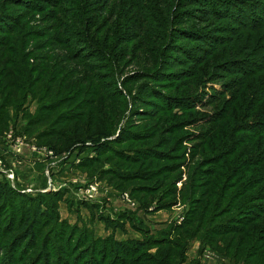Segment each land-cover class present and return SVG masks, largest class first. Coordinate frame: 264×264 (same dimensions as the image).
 <instances>
[{
  "label": "rangeland",
  "instance_id": "1",
  "mask_svg": "<svg viewBox=\"0 0 264 264\" xmlns=\"http://www.w3.org/2000/svg\"><path fill=\"white\" fill-rule=\"evenodd\" d=\"M0 182V264H264V0H0Z\"/></svg>",
  "mask_w": 264,
  "mask_h": 264
},
{
  "label": "trees",
  "instance_id": "2",
  "mask_svg": "<svg viewBox=\"0 0 264 264\" xmlns=\"http://www.w3.org/2000/svg\"><path fill=\"white\" fill-rule=\"evenodd\" d=\"M166 144L170 145L171 141ZM14 198L16 201L17 197L15 195V191L9 185L0 182V205L6 204V206H10L12 205ZM46 216L51 217L49 213L46 214V212L40 210L39 207H24L20 218L21 229L18 232L16 240L13 243V251L19 247L22 240H30L31 244H35V240H37L36 232L42 227L43 221L46 220ZM0 237L2 238V235H0ZM120 249H122L121 246ZM65 254L69 255L68 252H65ZM51 255L52 253L43 251V253L40 255V261H44V264H52ZM39 264H41V262Z\"/></svg>",
  "mask_w": 264,
  "mask_h": 264
}]
</instances>
